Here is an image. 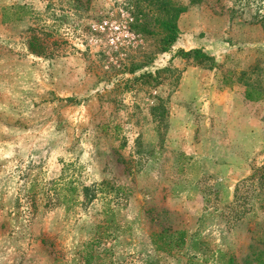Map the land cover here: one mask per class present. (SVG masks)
<instances>
[{
  "label": "rangeland",
  "instance_id": "rangeland-1",
  "mask_svg": "<svg viewBox=\"0 0 264 264\" xmlns=\"http://www.w3.org/2000/svg\"><path fill=\"white\" fill-rule=\"evenodd\" d=\"M175 1L155 53L135 0H0V264L264 256V0Z\"/></svg>",
  "mask_w": 264,
  "mask_h": 264
},
{
  "label": "trees",
  "instance_id": "trees-1",
  "mask_svg": "<svg viewBox=\"0 0 264 264\" xmlns=\"http://www.w3.org/2000/svg\"><path fill=\"white\" fill-rule=\"evenodd\" d=\"M189 1L190 3L194 4L198 3L200 0ZM17 8L24 10L26 7L22 5L17 6ZM135 10L136 22L134 24V27L147 39L152 40L154 48L156 50L155 53H164L169 51L176 42L179 34V30L176 24V17L178 13L183 9L179 6L178 2H176L175 0H135ZM43 47L44 46L39 41V38L36 35H32L30 37V40L28 41V49L31 53L35 55H43ZM175 54L182 58L191 59L195 61L197 65H202L205 62L212 61V57L210 55L198 48H193L190 50L178 49ZM139 68H141L139 65H135L134 67L129 69V72L134 75L132 78L133 80H138L145 76H151V73L149 72H144L141 75L136 76V71ZM244 98L250 102L260 101L261 99H264V89L255 84H245ZM155 109V107H152V112ZM61 180L62 178L51 182V189L53 191L52 196L54 198H58V194L61 193V191L65 188L71 193L76 189L71 185L72 182L70 181V179L67 181ZM100 185L103 186V184ZM99 190L100 192H102L103 188L101 187ZM114 190L118 193V191L120 192L122 190V187H116ZM86 196L89 197L88 194ZM57 198H55L54 200H56ZM90 198H93L92 195L90 196ZM57 200H59V198ZM89 200L91 199H88V201ZM106 222H110V219H107ZM161 234H158V237H160L162 245L157 244L155 246L158 250L163 251L166 250L165 246L167 245L164 243ZM261 256L262 255L258 257L256 264H264V256ZM85 260L87 263L92 262L90 256H86ZM229 261L230 260L223 264H229Z\"/></svg>",
  "mask_w": 264,
  "mask_h": 264
}]
</instances>
